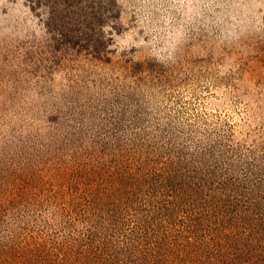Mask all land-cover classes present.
<instances>
[{
	"label": "rangeland",
	"instance_id": "rangeland-1",
	"mask_svg": "<svg viewBox=\"0 0 264 264\" xmlns=\"http://www.w3.org/2000/svg\"><path fill=\"white\" fill-rule=\"evenodd\" d=\"M27 241L264 264V0H0V263Z\"/></svg>",
	"mask_w": 264,
	"mask_h": 264
},
{
	"label": "trees",
	"instance_id": "trees-1",
	"mask_svg": "<svg viewBox=\"0 0 264 264\" xmlns=\"http://www.w3.org/2000/svg\"><path fill=\"white\" fill-rule=\"evenodd\" d=\"M150 204V203H149ZM150 213V210L148 211ZM137 219V217H136ZM137 222H142V220L140 218H138ZM29 244H24L23 247H21L22 249V253H28L30 254L32 257H34L35 260H33L30 263H26L23 262L21 264H45L44 261L41 260V253H40V249H39V245L37 243V241H32L30 243V241H27ZM40 242V241H39ZM62 253V252H61ZM52 255V256H51ZM55 254H50V256L53 258ZM62 255V254H61ZM59 256V255H58ZM58 256L56 257L55 263L58 260ZM7 260V259H6ZM14 261L16 262L17 259H14ZM9 262V261H8ZM2 264V263H0ZM46 264H48L47 260H46Z\"/></svg>",
	"mask_w": 264,
	"mask_h": 264
}]
</instances>
